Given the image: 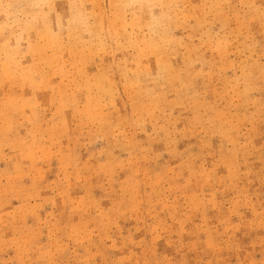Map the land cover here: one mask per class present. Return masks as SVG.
<instances>
[{"label":"rangeland","instance_id":"1","mask_svg":"<svg viewBox=\"0 0 264 264\" xmlns=\"http://www.w3.org/2000/svg\"><path fill=\"white\" fill-rule=\"evenodd\" d=\"M0 264H264V0H0Z\"/></svg>","mask_w":264,"mask_h":264}]
</instances>
